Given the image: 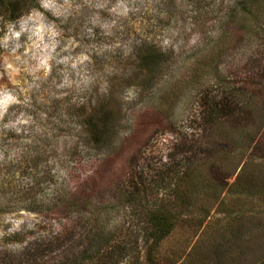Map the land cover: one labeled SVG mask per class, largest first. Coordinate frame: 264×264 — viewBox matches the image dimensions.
<instances>
[{
  "label": "rangeland",
  "instance_id": "374dc122",
  "mask_svg": "<svg viewBox=\"0 0 264 264\" xmlns=\"http://www.w3.org/2000/svg\"><path fill=\"white\" fill-rule=\"evenodd\" d=\"M50 2L21 18L43 13L54 49L11 54L0 10V264H264V0ZM157 208L177 222L151 250Z\"/></svg>",
  "mask_w": 264,
  "mask_h": 264
},
{
  "label": "trees",
  "instance_id": "16d2710c",
  "mask_svg": "<svg viewBox=\"0 0 264 264\" xmlns=\"http://www.w3.org/2000/svg\"><path fill=\"white\" fill-rule=\"evenodd\" d=\"M27 0H0V10H3L7 15H11V18L9 20L15 21L21 18V16L24 14V8L23 4L25 5ZM153 50L152 53H150ZM141 58L143 61H147L148 64H154L157 63L160 59V52L155 50L154 48H142L140 49ZM150 54V55H149ZM94 113L92 117L87 121V125L89 127V130L92 131L93 136H95L96 142L104 141L107 139L106 134L107 131L111 130L112 125V119L114 117V110L112 108H105L102 109V107L98 110L96 109V106ZM97 110V111H96ZM203 117L205 123H219L220 119L224 115V109H220L218 106L214 105L213 109L208 110L207 108L203 109ZM215 112L214 119L212 117V112ZM210 117L212 119H210ZM94 141V139H93ZM54 175V174H53ZM44 178L55 181L56 179L52 178V175L50 172H48L46 175H44ZM31 191V189H30ZM67 194V193H66ZM73 196V194L70 192L68 193ZM28 198H31L32 196H35L34 191H31L30 193H27ZM0 197H4L0 193ZM11 201L14 200V195L12 198H9ZM57 199V198H56ZM2 201V198L0 199V203ZM15 201V200H14ZM57 201L59 204L64 203L63 198H58ZM30 210L31 208H27ZM35 211V210H30ZM182 211H179L178 214H181ZM146 222L148 225V239L151 240V250L156 249V245H159L165 238H167L171 232L174 230L177 222V215L174 212H171L170 210H162L157 208L154 211H149V213L146 215ZM72 264H77L76 262H73Z\"/></svg>",
  "mask_w": 264,
  "mask_h": 264
},
{
  "label": "clouds",
  "instance_id": "9594fccd",
  "mask_svg": "<svg viewBox=\"0 0 264 264\" xmlns=\"http://www.w3.org/2000/svg\"><path fill=\"white\" fill-rule=\"evenodd\" d=\"M41 6L45 9H51L53 10L55 15H61L62 13L59 11V9L63 6L56 5L50 0H41ZM7 34L4 36L2 45L4 48L8 49L10 47L9 42H11L10 52L11 54L15 55L17 50L22 47L20 43V37L26 36L28 41H31L32 43L29 45V47H41L48 49H54L56 44L59 43V41H54L53 38L57 35H59V32L55 30V26L46 23L45 17L43 13L33 10V14L29 15L27 17L21 18L19 21L16 22H9L7 25ZM48 35L49 37V44H44V38L45 35ZM51 52L49 51L48 55H46L41 60V65L45 68L48 67L47 61L51 59ZM16 59L19 60L20 57L16 56ZM11 67V65H9ZM16 97L14 93H9L5 91L4 93V106L5 109L7 108L8 103H15ZM31 121V117H26L24 113L20 114V117H18L14 122L10 121L8 124H5V128H15L17 131L20 129L16 127L17 124H27Z\"/></svg>",
  "mask_w": 264,
  "mask_h": 264
}]
</instances>
